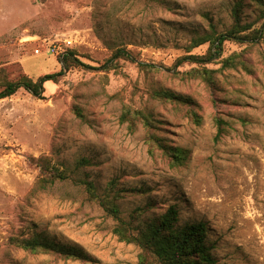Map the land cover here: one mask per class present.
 <instances>
[{
	"label": "rangeland",
	"instance_id": "rangeland-1",
	"mask_svg": "<svg viewBox=\"0 0 264 264\" xmlns=\"http://www.w3.org/2000/svg\"><path fill=\"white\" fill-rule=\"evenodd\" d=\"M237 4L247 33L261 29L254 0H0V91L63 72L42 99L24 88L0 99V264H161L115 233L118 222L80 180L134 228L173 206L177 228L205 225L214 264H264V33L226 41L209 64L173 69L183 56L209 52L210 43L193 40L230 30ZM54 43L63 53L49 52ZM118 49L134 61L109 62ZM153 138L186 159L175 165ZM42 158L68 179L44 175ZM33 235L87 258L13 244Z\"/></svg>",
	"mask_w": 264,
	"mask_h": 264
},
{
	"label": "trees",
	"instance_id": "trees-1",
	"mask_svg": "<svg viewBox=\"0 0 264 264\" xmlns=\"http://www.w3.org/2000/svg\"><path fill=\"white\" fill-rule=\"evenodd\" d=\"M257 4L263 7L264 14V0H254ZM240 10L241 5L237 4L233 10V15L236 18L235 25L225 32L224 34L216 35L215 31L207 32L203 36H200L193 40L194 45L199 46L205 43H210L211 48L207 54L204 55H187L179 58L175 64L176 71L179 66L185 63H191L196 65L209 64L214 60L218 59L221 55L223 45L228 40L244 42H255L261 38L264 33V25L261 29L250 30L251 26L240 24ZM63 58L64 70L71 66V62L74 61V53L69 52ZM127 59L134 61L132 54L125 49H118L113 58L109 61L112 62L114 59ZM77 63L78 60H75ZM229 63V62H228ZM142 68H148L152 70H159L160 66L155 64H139ZM63 73V72H62ZM62 73L48 74L34 80L30 77H24L17 82H5L1 84L3 88L0 91V99H6L15 95L20 89L24 88L35 97L40 99L43 98L45 92L44 85L47 82L56 81V79L62 76ZM192 77H203L204 79H210V76L205 71L202 75L197 70L189 72ZM54 83V82H53ZM163 96L168 100H180V102L186 103V99L176 98L171 93H163ZM195 119H198L194 113L192 114ZM218 124L220 121L218 120ZM145 125L149 129H153L154 122L146 119ZM155 139V140H154ZM157 147L166 156H168L175 165H180L186 159V151L180 148H172L167 144H164L161 140L153 138ZM85 161V160H84ZM38 165L41 167V172L47 175L53 180L65 181L68 176L61 171L53 169L52 173L49 172L51 169V163L47 159L37 160ZM77 184L83 185L89 198L95 202H99L105 213L112 217L118 222V226L115 228V233L124 241L128 243H136L142 247L146 252L153 255L156 260L161 264H214L215 260L212 256L211 249L206 244V228L204 224H192L187 225L183 228H177L178 223V211L175 207L169 208V210L162 215L160 218L155 219L143 227L134 228L132 224L126 223L120 217L119 207L109 199L107 196H100L91 182L80 180V182L74 181ZM142 209H137L132 219H136L140 215ZM13 244L24 250L32 252H43L46 254H55L61 257L73 258V259H86L87 256L80 252L69 249L61 248L59 245L44 241L40 236L33 235L31 239L16 238L13 239Z\"/></svg>",
	"mask_w": 264,
	"mask_h": 264
},
{
	"label": "built area",
	"instance_id": "built-area-1",
	"mask_svg": "<svg viewBox=\"0 0 264 264\" xmlns=\"http://www.w3.org/2000/svg\"><path fill=\"white\" fill-rule=\"evenodd\" d=\"M71 42H69L67 45H70ZM66 44V43H65ZM64 44V46H65ZM63 44H52L49 47V52H52L53 54H57L60 55L61 53H63ZM37 53H39V51H37ZM64 56V55H63Z\"/></svg>",
	"mask_w": 264,
	"mask_h": 264
}]
</instances>
